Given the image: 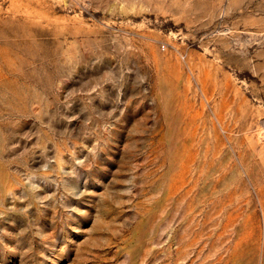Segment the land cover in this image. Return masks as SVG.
<instances>
[{"label": "rangeland", "instance_id": "obj_1", "mask_svg": "<svg viewBox=\"0 0 264 264\" xmlns=\"http://www.w3.org/2000/svg\"><path fill=\"white\" fill-rule=\"evenodd\" d=\"M0 264H264V0H0Z\"/></svg>", "mask_w": 264, "mask_h": 264}]
</instances>
